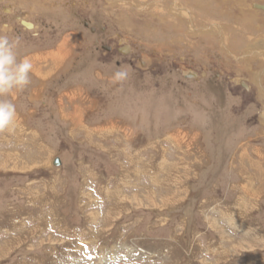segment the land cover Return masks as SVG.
Returning <instances> with one entry per match:
<instances>
[{
    "label": "rangeland",
    "instance_id": "1",
    "mask_svg": "<svg viewBox=\"0 0 264 264\" xmlns=\"http://www.w3.org/2000/svg\"><path fill=\"white\" fill-rule=\"evenodd\" d=\"M117 1L0 0V264H264V0Z\"/></svg>",
    "mask_w": 264,
    "mask_h": 264
},
{
    "label": "clouds",
    "instance_id": "2",
    "mask_svg": "<svg viewBox=\"0 0 264 264\" xmlns=\"http://www.w3.org/2000/svg\"><path fill=\"white\" fill-rule=\"evenodd\" d=\"M17 48L18 41L0 33V132L11 130L16 119L15 105L5 97L31 82L33 65L27 58H18ZM123 76L122 72L116 74L117 79Z\"/></svg>",
    "mask_w": 264,
    "mask_h": 264
},
{
    "label": "bare ground",
    "instance_id": "3",
    "mask_svg": "<svg viewBox=\"0 0 264 264\" xmlns=\"http://www.w3.org/2000/svg\"><path fill=\"white\" fill-rule=\"evenodd\" d=\"M120 2H122L123 3V5L125 4V3H127V2H125V1H123V0H118L116 3H118V4H121ZM154 3H156V2H154ZM159 3V2H158ZM128 4V6H131V7H133V8H135L136 10H137V7H135V5L134 6H132V4L131 3H127ZM174 7V6H173ZM37 8V7H36ZM35 10V9H34ZM49 11V10H48ZM140 11V10H139ZM174 11H175V13L176 14H181L182 16L184 15V16H186L188 19H189V21H188V23L187 24H189V25H187L188 27H190V30H192L194 27L192 26V24L190 23V15H189V12L188 11H186V10H183V9H181V8H175L174 9ZM192 22V21H191ZM24 25L27 27V28H31V27H33L34 28V26H32L31 24H27L26 25V22H24ZM261 25H263V24H261ZM157 31V30H156ZM252 40V39H251ZM254 46H255V44H254ZM258 47V46H257ZM261 48H263V47H261ZM225 52H226V50H225ZM124 53H126V52H124ZM232 55V54H231ZM247 55V56H246ZM243 59L244 58H246V59H249L250 57L251 58H255L256 56L257 57H259L258 58V60L260 59V60H264V53H260L258 50H251V51H249V52H247L246 54H243ZM235 58V57H234ZM242 58V57H241ZM250 58V59H251ZM252 60V59H251ZM243 63H245L246 61L245 60H243L242 61ZM262 74H264V70L262 71ZM39 75H37V77H38ZM41 76V75H40ZM190 76H193V75H190ZM42 79V78H41ZM44 80V79H43ZM256 84H258V86L259 87H261V80L259 79H256ZM261 89V88H260ZM73 112V111H72ZM264 112V111H263ZM74 112L70 115L71 117H73L74 118ZM264 117V116H263ZM100 130V129H99ZM98 131V130H97ZM124 135H127V133L125 134V132H124ZM24 136V135H23ZM25 137V136H24ZM181 138V137H180ZM180 138L179 139H176V138H174L173 139V141H176V143H178V141L180 140ZM169 140V139H168ZM172 141V142H173ZM173 143H175V142H173ZM173 143H171L172 145H174ZM180 143V142H179ZM178 145V144H177ZM175 146V145H174ZM178 148V147H177ZM180 148V147H179ZM181 150V149H180ZM187 150H190L189 149V147H187ZM123 151V150H122ZM165 151V150H164ZM188 152V151H187ZM184 153V152H183ZM186 154V153H185ZM189 154V153H188ZM6 157V156H5ZM7 158V157H6ZM5 158V159H6ZM129 160V159H128ZM5 162L6 163H8L6 160H5ZM52 162V161H51ZM180 163V162H179ZM184 163V162H183ZM135 164V163H134ZM133 164V165H134ZM132 165V164H131ZM183 166H185V164L183 165ZM188 166V165H187ZM241 167H243V166H241ZM240 170H241V168H240ZM245 172V171H244ZM247 172V171H246ZM244 174V173H243ZM249 181H252V185H254V183H255V181L253 182V180H255L254 179V176L251 174H249V179H248ZM250 183V182H249ZM248 187H251V186H249V184H248V182H247V184H246V186L244 187V191H242V192H248V190L250 189V188H248ZM115 188H117V187H115ZM122 190V189H121ZM114 193H115V191H114ZM173 193V192H172ZM119 193H117L116 194V196H119L118 195ZM174 195V194H173ZM245 195H248V193H246ZM172 196V195H171ZM84 197V196H83ZM166 197H168V196H166ZM166 197H165V199H166ZM85 198H86V196H85ZM114 198V197H113ZM170 198V197H169ZM173 197H171L170 199H172ZM39 201L40 200H42L41 198H39L38 199ZM248 200V199H247ZM173 201V200H172ZM163 202H165V201H163ZM162 202V203H163ZM169 203V202H168ZM170 203H172V202H170ZM240 207V206H239ZM246 207V206H245ZM241 208H244V207H241ZM245 209V208H244ZM44 215V214H43ZM16 224V223H15ZM60 225V224H59ZM25 227V225H23V224H19V227L18 226H16V231H17V234H18V237H17V239H19V240H23V238H22V234L23 233H25V232H23L22 233V231L21 230H19L20 228L21 229H23ZM15 229V228H14ZM38 231V230H37ZM45 231V230H44ZM34 232V231H33ZM5 233H6V231H5ZM43 233V232H42ZM35 234V233H34ZM37 235V237L39 236V232H37L36 233ZM49 237V236H48ZM52 237V236H51ZM42 241V240H41ZM16 242H18V240L17 241H12V242H9V243H7V242H4L3 244H1L0 246H1V248H0V256L2 257V256H6V254H7V250H9V248H8V246H11V245H13L14 243H16ZM19 242H21V241H19ZM52 254V253H51ZM48 262V261H47ZM23 264H25V263H23ZM41 264V263H40Z\"/></svg>",
    "mask_w": 264,
    "mask_h": 264
},
{
    "label": "flooded vegetation",
    "instance_id": "4",
    "mask_svg": "<svg viewBox=\"0 0 264 264\" xmlns=\"http://www.w3.org/2000/svg\"><path fill=\"white\" fill-rule=\"evenodd\" d=\"M0 6H1V4H0ZM1 7H2V6H1ZM5 10H6V9H5L4 7H2V12H4V13L6 14L5 16H11L12 13H7V10H6V11H5ZM16 19H17V17H16ZM21 23H22V29H24L25 31H27V30L29 31V30H32V29H33V27H31V28H27V27L24 25V22H23V21H22ZM27 24H29V22H27L26 25H27ZM30 24H31L32 26H34L32 23H30ZM84 25H85L84 27H88L87 24H84ZM3 27H4V26H3ZM46 28H47V27H45L44 25H42L40 29H42L41 31H44ZM15 33H16V35H19V36L21 35V33H20L19 31H15ZM16 35H15V36H16ZM15 36H14V37H15ZM16 37H17V36H16ZM96 43H97V41H96ZM96 43H95V44H96ZM97 45H98V43H97ZM103 48H105V49H106L107 51H109V52L111 51V49H110L109 47H103ZM125 49H126V52H127V46H126V47H122L121 49H118V53H119V54L123 53V55L126 54V53L122 52L123 50L125 51ZM127 53H129V52H127ZM121 55H122V54H121Z\"/></svg>",
    "mask_w": 264,
    "mask_h": 264
},
{
    "label": "crops",
    "instance_id": "5",
    "mask_svg": "<svg viewBox=\"0 0 264 264\" xmlns=\"http://www.w3.org/2000/svg\"><path fill=\"white\" fill-rule=\"evenodd\" d=\"M62 52V51H61ZM61 52H59V53H57V60H58V62H56V64H58V66L60 65V63H62L63 62V57L61 58L60 57V53ZM38 75V74H37ZM120 130V129H119ZM118 130V131H119ZM121 131V130H120ZM246 159H248V157H246ZM249 160V159H248ZM250 163V162H249ZM251 165V164H250ZM263 168H264V166H263ZM264 172V171H263ZM251 175V174H250ZM253 176H254V179L255 178H261L262 176H264V173H262V165L260 164V167H259V169L257 170V168H256V170H255V172H253V174H252ZM248 177V179H249V174H246L245 175V179ZM256 180V179H255Z\"/></svg>",
    "mask_w": 264,
    "mask_h": 264
},
{
    "label": "water",
    "instance_id": "6",
    "mask_svg": "<svg viewBox=\"0 0 264 264\" xmlns=\"http://www.w3.org/2000/svg\"><path fill=\"white\" fill-rule=\"evenodd\" d=\"M254 8L258 9V10H261L263 13H264V6H258V5H255ZM60 165V161L58 158H56L53 162V166L54 167H57Z\"/></svg>",
    "mask_w": 264,
    "mask_h": 264
}]
</instances>
